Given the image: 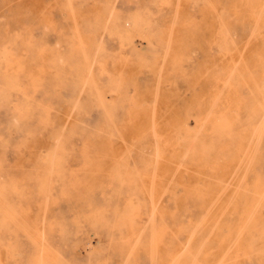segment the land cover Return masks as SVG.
<instances>
[{
    "label": "rangeland",
    "instance_id": "obj_1",
    "mask_svg": "<svg viewBox=\"0 0 264 264\" xmlns=\"http://www.w3.org/2000/svg\"><path fill=\"white\" fill-rule=\"evenodd\" d=\"M0 258L264 264V0H0Z\"/></svg>",
    "mask_w": 264,
    "mask_h": 264
},
{
    "label": "bare ground",
    "instance_id": "obj_2",
    "mask_svg": "<svg viewBox=\"0 0 264 264\" xmlns=\"http://www.w3.org/2000/svg\"><path fill=\"white\" fill-rule=\"evenodd\" d=\"M118 1V0H117ZM116 7V6H115ZM178 14V13H177ZM111 17H109V19H110ZM77 29H78V27H77ZM17 32V31H16ZM78 34H79V30H78V32H77ZM135 34V33H134ZM138 35V34H137ZM144 44V43H143ZM99 45V44H98ZM92 69V68H91ZM91 73V72H90ZM161 80V79H160ZM230 80V79H229ZM98 86H96V88H97ZM111 94V93H110ZM110 96V95H109ZM7 159V158H6ZM156 169V168H155ZM155 171V170H154ZM155 176V175H154ZM154 176H153V178H154ZM26 211V210H25ZM15 213H17V212H15ZM14 213V214H15ZM11 215V214H10ZM20 218H22V217H20ZM19 218V219H20ZM13 219V218H12ZM15 219V218H14ZM22 222H23V220H22ZM24 222H25V220H24ZM16 225V224H15ZM41 226V225H40ZM44 227V226H43ZM39 228V227H38ZM25 230H26V228H25ZM26 234V233H25ZM44 234V233H43ZM40 236V235H39ZM44 238V237H43ZM41 257H42V255H41ZM1 259V258H0ZM41 259V258H40ZM40 264V263H39Z\"/></svg>",
    "mask_w": 264,
    "mask_h": 264
}]
</instances>
